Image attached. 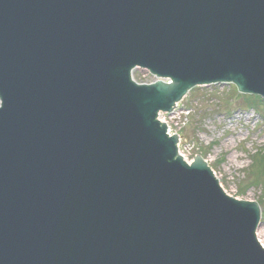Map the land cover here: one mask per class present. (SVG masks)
<instances>
[{
  "label": "water",
  "instance_id": "95a60500",
  "mask_svg": "<svg viewBox=\"0 0 264 264\" xmlns=\"http://www.w3.org/2000/svg\"><path fill=\"white\" fill-rule=\"evenodd\" d=\"M217 82L264 97V0H0V264H264L157 119Z\"/></svg>",
  "mask_w": 264,
  "mask_h": 264
},
{
  "label": "rangeland",
  "instance_id": "374dc122",
  "mask_svg": "<svg viewBox=\"0 0 264 264\" xmlns=\"http://www.w3.org/2000/svg\"><path fill=\"white\" fill-rule=\"evenodd\" d=\"M186 94L176 113L178 119L187 115L179 135L184 152L190 158L200 154L208 159L231 195L259 201L264 185L248 182L252 178V155L264 151V111L258 113L249 106L232 83L194 86ZM256 104L262 102L254 100L252 106L257 108ZM239 189L245 191L240 193ZM259 204L262 216L258 232L264 241V203Z\"/></svg>",
  "mask_w": 264,
  "mask_h": 264
},
{
  "label": "bare ground",
  "instance_id": "6f19581e",
  "mask_svg": "<svg viewBox=\"0 0 264 264\" xmlns=\"http://www.w3.org/2000/svg\"><path fill=\"white\" fill-rule=\"evenodd\" d=\"M180 102H182V101H180ZM180 102H177L175 105H174V107L172 108V110L171 111H169V112H160V113H158L159 114V117H162V120H164V116H167V114H168V123L170 124V127L172 128V132L173 133H176L177 134V136H179V134L178 133H180L181 131H182V129H183V127H182V122L185 120V118L187 117V115H184V117L182 118V116L179 118V119H176L177 117H176V115H173V109L175 108V107H177L178 106V104L180 103ZM165 113H167V114H165ZM181 113H183L182 111H179V114H181ZM165 121V120H164ZM179 137H181V136H179ZM178 147H179V149L181 150V152H182V154L185 156V157H188V154L187 153H185L184 152V150L182 149V147H181V140L178 142ZM205 159V158H204ZM206 160V162L209 164V162H208V159H205ZM212 168V167H211ZM212 171L215 173V175H216V177H217V179L219 180V182H220V177H219V175H217L216 174V172H215V170L212 168ZM219 177V178H218ZM221 183V182H220ZM221 186H222V184H221ZM223 187V186H222ZM223 189V192L224 193H226V194H228V195H231L230 193H228L224 188H222ZM240 190V189H239ZM233 196V195H232ZM235 197V196H234ZM235 198H237V197H235ZM237 199H241V198H237ZM241 200H253V199H241ZM256 237H257V240H258V242L260 243V245L262 246V248L264 249V241L260 238V235H259V232H258V229L256 230Z\"/></svg>",
  "mask_w": 264,
  "mask_h": 264
},
{
  "label": "trees",
  "instance_id": "16d2710c",
  "mask_svg": "<svg viewBox=\"0 0 264 264\" xmlns=\"http://www.w3.org/2000/svg\"><path fill=\"white\" fill-rule=\"evenodd\" d=\"M249 97V96H248ZM257 101H262L260 98H255ZM253 102H251L252 104ZM257 106V104L255 105ZM253 167L255 170H253ZM252 178L248 182L249 185L253 184H263L264 185V151L256 152L254 155H252V171L251 174ZM243 189H240V192H242ZM262 203H264V192L262 193V199H260Z\"/></svg>",
  "mask_w": 264,
  "mask_h": 264
}]
</instances>
